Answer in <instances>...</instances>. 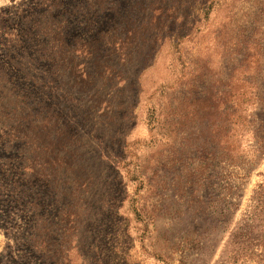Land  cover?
<instances>
[{
  "label": "rangeland",
  "instance_id": "374dc122",
  "mask_svg": "<svg viewBox=\"0 0 264 264\" xmlns=\"http://www.w3.org/2000/svg\"><path fill=\"white\" fill-rule=\"evenodd\" d=\"M0 264H264V0H0Z\"/></svg>",
  "mask_w": 264,
  "mask_h": 264
},
{
  "label": "trees",
  "instance_id": "16d2710c",
  "mask_svg": "<svg viewBox=\"0 0 264 264\" xmlns=\"http://www.w3.org/2000/svg\"><path fill=\"white\" fill-rule=\"evenodd\" d=\"M234 99H238V94L237 93H234Z\"/></svg>",
  "mask_w": 264,
  "mask_h": 264
}]
</instances>
